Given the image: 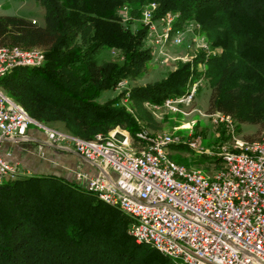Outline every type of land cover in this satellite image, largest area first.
Returning <instances> with one entry per match:
<instances>
[{
  "label": "trees",
  "instance_id": "1",
  "mask_svg": "<svg viewBox=\"0 0 264 264\" xmlns=\"http://www.w3.org/2000/svg\"><path fill=\"white\" fill-rule=\"evenodd\" d=\"M45 25L0 16V47L45 50L41 67H17L2 80L6 93L36 121L82 139L123 128L135 136L150 122L146 102L181 96L203 78L212 89L211 114L238 125L264 127V0H36ZM156 2L158 20L168 12L179 25L201 26L209 50L179 62L165 78L106 99L136 80L153 61L148 28L132 29L119 10L132 14ZM130 22H128L129 24ZM131 24V23H130ZM109 48L121 61L99 63ZM201 66L203 68H201ZM127 95L137 114L122 107ZM130 219L73 182L56 176H20L0 184V264H174L129 233Z\"/></svg>",
  "mask_w": 264,
  "mask_h": 264
},
{
  "label": "built area",
  "instance_id": "2",
  "mask_svg": "<svg viewBox=\"0 0 264 264\" xmlns=\"http://www.w3.org/2000/svg\"><path fill=\"white\" fill-rule=\"evenodd\" d=\"M158 8L156 2L143 8L146 43L154 46L156 60L187 62L201 51L210 52L199 24L179 25L180 15L174 12L156 20ZM119 14L127 24L129 7H122ZM189 37L195 44H186ZM169 45H186L193 55L172 57ZM45 61L41 48L0 47V138H26L34 125L44 130L51 145L72 143L87 161L113 171L116 179L82 172L76 179L130 219L129 233L136 243L152 246L174 264H264V130L259 140H236L232 147L222 146L217 152L202 148L200 137L193 139L189 146L197 153L218 158L221 167L213 175L170 158L169 148L181 143L174 134H152L142 128L134 137L116 130L94 139L74 137L34 120L1 84L13 69L41 67ZM203 81L191 82L181 96L146 106L159 113L186 115L182 106L194 102ZM213 116L217 123L235 124L229 116ZM18 177V166L0 155V184Z\"/></svg>",
  "mask_w": 264,
  "mask_h": 264
},
{
  "label": "rangeland",
  "instance_id": "3",
  "mask_svg": "<svg viewBox=\"0 0 264 264\" xmlns=\"http://www.w3.org/2000/svg\"><path fill=\"white\" fill-rule=\"evenodd\" d=\"M127 6L129 7V22L131 23H127V25L132 29L141 27L144 22L143 9L140 11V14H132L133 7L130 5ZM0 16L21 17L39 26L45 25L44 8L36 0H0ZM190 43H192V45L193 43L195 44V42H193V37L187 39L186 44ZM145 44L146 47L151 49L154 48V46L152 48V44ZM167 51L172 57H190L193 55L192 50H188L186 45L182 47L169 45ZM97 60L99 63H104L112 60L121 61L122 58L120 52L104 48L99 52ZM160 61V59L156 60L153 58V61L146 66L145 72L139 78L122 82L116 91L107 93L105 98H112L134 87L145 86L162 80L181 60L175 62L169 61L165 64H162ZM211 96L212 89L208 82L204 80L199 86L194 102L182 106L183 110L187 113L186 115L165 111L159 113L153 111L152 108H148L149 106H146V104L151 102H146L144 106L152 118L150 122L140 123L142 128H145L152 134L170 133L178 136L181 143L172 145L169 148L170 158L188 168L202 170L208 175H213L221 167V164L218 162L216 156L201 155L197 153L196 150L192 149L189 143L193 139L200 137L202 139V148L217 152L222 146L232 147L236 140H259L264 130L263 126H238L227 121L221 122L219 120L218 123L215 122L217 117L213 116L209 111ZM121 105L132 114H137L134 102L130 101L127 95L123 98ZM115 130L130 135V133L123 128H117Z\"/></svg>",
  "mask_w": 264,
  "mask_h": 264
},
{
  "label": "crops",
  "instance_id": "4",
  "mask_svg": "<svg viewBox=\"0 0 264 264\" xmlns=\"http://www.w3.org/2000/svg\"><path fill=\"white\" fill-rule=\"evenodd\" d=\"M53 128L65 131L62 124ZM0 155L18 166L21 177L56 176L81 187L85 182L76 179L79 172L89 177L104 174L116 179L113 171L96 166L78 154L72 143L51 145L44 130L34 125L29 128L26 138H0Z\"/></svg>",
  "mask_w": 264,
  "mask_h": 264
},
{
  "label": "water",
  "instance_id": "5",
  "mask_svg": "<svg viewBox=\"0 0 264 264\" xmlns=\"http://www.w3.org/2000/svg\"><path fill=\"white\" fill-rule=\"evenodd\" d=\"M118 136V135H117Z\"/></svg>",
  "mask_w": 264,
  "mask_h": 264
}]
</instances>
